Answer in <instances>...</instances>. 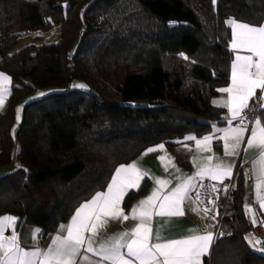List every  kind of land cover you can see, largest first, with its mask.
<instances>
[{"label":"trees","instance_id":"obj_1","mask_svg":"<svg viewBox=\"0 0 264 264\" xmlns=\"http://www.w3.org/2000/svg\"><path fill=\"white\" fill-rule=\"evenodd\" d=\"M230 19L261 25L264 0H0V70L14 82L0 114V169L10 167L0 215L54 232L119 165L211 134L226 113L212 99L229 83ZM54 26L59 42L14 51L21 33ZM36 90L47 94L25 105L13 134L17 105ZM244 192L240 172L225 215L233 235L207 264H264L246 239Z\"/></svg>","mask_w":264,"mask_h":264},{"label":"snow or ice","instance_id":"obj_2","mask_svg":"<svg viewBox=\"0 0 264 264\" xmlns=\"http://www.w3.org/2000/svg\"><path fill=\"white\" fill-rule=\"evenodd\" d=\"M227 23L231 28V48L238 54L231 64L230 86L218 89L219 92L227 93L228 98L214 103L227 108L231 120H240V126L217 128L215 131L223 132L221 139L224 141V155L233 156L236 155V149L243 143L245 133L249 131L245 110L250 107L254 110L257 104L264 109V24L255 26L234 19ZM239 51L250 54L240 55ZM6 84H10V78L0 74V107L4 103L5 96L10 95V89L5 86ZM74 86L86 87L83 84ZM258 89L260 90L259 101L250 106V98L256 96ZM253 123L254 127L250 130L247 147H252L253 142H258L260 147L259 157L253 162V171L256 178V201L261 209H264V198L261 197L260 191L261 184L264 182V123L259 118H255ZM185 139L194 141L197 147L204 145L208 151H211L213 135H206L201 139L190 135ZM164 147V144H160L158 147L148 148L147 152L162 150ZM164 158V156L159 157L160 160ZM212 160L213 156L206 157V162L198 168L194 176H185L182 182L167 195L161 196V192L163 187L171 181L157 178L156 187L152 189L150 195L139 201L131 210L132 218L138 223L131 229L108 237L98 249L93 247V237L98 235L99 229L106 227L109 220L129 218L122 208L123 198L130 188H137L147 175L136 163L119 166L106 191L96 192L88 201L80 205L71 217L70 223L59 227L58 234L46 250H40L38 245H33L34 251H25L15 231L16 218L0 217V264H78V258L80 264L84 262L88 264H104V262L109 264H202V257L209 252L213 233H200L194 228L189 230L190 235L186 237L162 240L158 229L155 233L156 242L152 243L151 221L154 215L161 217L184 215L182 205L186 200L192 199L189 192L196 191L197 177L201 181L208 178L221 183L225 177H231L233 170L231 164H226L219 159L217 163L212 164ZM176 171L180 170L177 168ZM212 191H217L215 185H212ZM196 198L199 199L198 192ZM208 203L211 204L213 201L209 200ZM246 210L252 211L247 206ZM204 211L207 212L209 209L205 207ZM252 223L254 226L257 223L254 216ZM8 229H12L11 235L5 236ZM36 231L39 235V230ZM86 233L90 235L86 236ZM220 235L222 236L223 233ZM87 253L99 259L90 261Z\"/></svg>","mask_w":264,"mask_h":264},{"label":"crops","instance_id":"obj_3","mask_svg":"<svg viewBox=\"0 0 264 264\" xmlns=\"http://www.w3.org/2000/svg\"><path fill=\"white\" fill-rule=\"evenodd\" d=\"M262 24H264V22ZM229 50L232 55V60L229 65V83L226 87H229L231 84V64L234 62L235 56L238 54L236 50H233L231 48V39L229 42ZM239 54L249 55L250 53H247L246 51H239ZM0 74H4L10 78V84H6L5 86L10 89V95H11V90L14 86V82L12 78L7 73L1 70H0ZM36 93L38 97H42L47 94L46 91L36 90L33 93V95L26 97L17 105L16 121L13 127V134L15 133L17 127L22 122L23 111H24L25 105L28 102L34 100L33 98L32 99L30 98L32 96L34 97ZM41 93H43V95H41ZM10 95L5 96L4 103L2 107H0V114H2L6 110ZM259 97H260V90L258 89L256 92V96L250 98L249 104H252L256 99H258L259 101ZM227 98H228L227 93L220 92L218 96L212 99L213 105L217 108L224 109L226 113L223 119V123L213 124V130L211 134H209V135H213V140L211 142V151H208L204 145L197 147L194 141L183 139L179 141L176 145H174V147L172 148L169 147L166 143H158V144L152 145L150 147H158L160 144H164L165 147L162 150L153 151L150 153L147 152V149L150 148L148 147L130 163L121 164V165L127 166L132 163H136L139 169L146 172L147 175L144 176V178L141 180L137 188H130L123 198L122 208H123L124 214L128 215L129 218L127 220H109V222L107 223V226L100 228L98 231V235L93 237V247L94 248L98 249L101 244L106 242L108 237L114 234L123 232L124 230L131 229L134 225L138 223V221L132 218L131 210L133 209L135 205L138 204L139 201L147 198L150 195L152 189L156 187L155 180L157 178L166 179V180L171 181L170 184L163 187L162 192H161V196L167 195L173 188H175L178 184L182 182L185 176H194L198 168L206 162L205 158L208 156H213V160L211 161L212 164L217 163V159H219V160H222L224 163L231 164L233 166V170H232V174L230 178L225 177L222 183L219 181H213L216 183H220L223 187L222 203L223 205L225 204V208H226L225 215L227 213L228 201H229L231 192L235 187L236 177L238 173L242 172L245 177V192H244V197H243V205H244V212H245L247 222L252 223V218L254 216L257 221L256 224H264V209H261L260 204L256 201V188H255L256 178H255L254 171H253V162L259 157L260 147L258 146V142H253L252 147H247L250 130L252 127H254V123L252 125L248 124L249 131L245 133V136L243 138V143L240 145L238 149H236V155H233V156L224 155V151H225L224 146H223L224 141L221 139V137L223 136V132L215 131V129L217 128L224 129V128H229V127L240 126V120H231V115L227 108H224L222 106H217L214 103L215 101H221ZM259 109H262V108L259 107ZM229 121H231V123H229ZM201 138H197V139H201ZM229 143H231V141H229ZM217 144H218V147L215 146ZM13 155L15 156V151ZM161 156L165 157L164 160L159 159V157ZM194 158H195V162H194ZM15 165L16 164L14 163L13 168L15 167ZM9 168L10 167L1 168L0 174L5 171L10 170ZM177 168L180 170L179 172L176 171ZM114 174H115V171L112 177L114 176ZM204 180L212 181L208 178H205ZM200 181L201 180H199V178L197 177L195 181L196 185ZM110 182L108 183V185L110 184ZM144 184L146 185L141 191V188L143 187ZM107 186L103 191H106ZM139 191L140 193L137 196H135L133 200L131 201V203L129 204V206L126 207L125 200L128 197V195L130 193L139 192ZM260 191H261V197L264 198V182H262L261 184ZM189 196H191L192 199L186 200L182 205L184 215L171 216V217H168V216L161 217L158 215H154L152 217L151 229H152L153 238L151 242L152 243L156 242L155 233L157 232L158 229L160 231V236L162 240H171V239H179V238L186 237L190 235L189 230L194 229V228L198 229L200 233H206V232L213 233V240L211 242L209 252L207 255L202 257V264H207V261L210 260L213 246L217 240L216 238V225L217 224L213 219H211L209 216L204 214L199 209L194 199V191H190ZM246 206L247 208H250L252 211L251 212L247 211ZM4 216H12L16 218L15 231L19 237V243L21 247L24 248L25 251H34L35 248L33 247V245H38L40 250L48 249L51 246L52 239L58 234L59 227L61 225H68L71 219L70 218L67 222L62 223L56 231L43 234V230L41 228L33 224L21 221L20 218L14 214L0 215V217H4ZM36 230H39V235ZM11 232H12V229H8L5 232V236H10ZM85 235L88 236L90 234L86 233ZM246 239L249 245L253 249L257 250L254 246L255 241L252 235L249 233V231L246 234ZM257 251L261 252L260 250H257ZM81 252L83 254L84 250L82 249ZM87 255L89 256L90 261H95L99 259V257H95L91 253H87ZM78 264H80L79 258H78ZM84 264H88V262H84ZM104 264H109V262H104Z\"/></svg>","mask_w":264,"mask_h":264},{"label":"built area","instance_id":"obj_4","mask_svg":"<svg viewBox=\"0 0 264 264\" xmlns=\"http://www.w3.org/2000/svg\"><path fill=\"white\" fill-rule=\"evenodd\" d=\"M183 58H186V55L181 53ZM258 101L256 99L254 102ZM253 102V103H254ZM250 104L251 105H253ZM245 114L248 116L247 124L252 125L253 120L255 118H259V106L255 107L253 110L251 107L250 109L245 110ZM201 185H203L201 187ZM212 185H215L217 191H212ZM222 185L220 183H216L213 181H200L197 184L196 191H194V199L199 207V209L213 219L216 222V238L223 239L233 235V229L231 225L225 220V204L222 203ZM199 193V199L196 198V193ZM209 200H212L213 203H208ZM202 201V202H201ZM207 207L209 211L205 212L204 209ZM218 213V214H217ZM248 231L252 235L255 243L254 246L257 250H260L264 254V224H256L255 226L253 223H248ZM220 233H223L221 236ZM258 241V242H257Z\"/></svg>","mask_w":264,"mask_h":264},{"label":"rangeland","instance_id":"obj_5","mask_svg":"<svg viewBox=\"0 0 264 264\" xmlns=\"http://www.w3.org/2000/svg\"><path fill=\"white\" fill-rule=\"evenodd\" d=\"M59 40H60V29L58 26H54L52 29L48 31L23 32L21 33V39L18 42V44L15 46L14 51H19L30 44H36V45L54 44L59 42ZM32 98L34 100H37L40 97H38L36 93V95H34V97L32 96L30 99ZM18 165L19 163H17L15 166L18 167Z\"/></svg>","mask_w":264,"mask_h":264}]
</instances>
